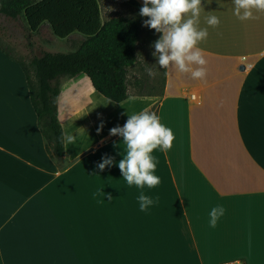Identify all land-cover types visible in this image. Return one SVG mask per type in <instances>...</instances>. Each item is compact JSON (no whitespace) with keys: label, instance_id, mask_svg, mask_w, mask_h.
<instances>
[{"label":"crops","instance_id":"obj_1","mask_svg":"<svg viewBox=\"0 0 264 264\" xmlns=\"http://www.w3.org/2000/svg\"><path fill=\"white\" fill-rule=\"evenodd\" d=\"M201 5L205 80L169 68L159 90L128 82L113 102L123 114L113 127L147 108L174 133L169 152H153L151 189L127 186L122 144L110 168H97L116 139V106L85 74L60 85L58 119L76 141L51 157L26 73L0 50V264H264V13L241 22L232 0ZM141 192L154 201L146 211ZM217 206L225 212L210 227Z\"/></svg>","mask_w":264,"mask_h":264},{"label":"trees","instance_id":"obj_2","mask_svg":"<svg viewBox=\"0 0 264 264\" xmlns=\"http://www.w3.org/2000/svg\"><path fill=\"white\" fill-rule=\"evenodd\" d=\"M122 1L138 11L142 7L135 0ZM0 14L12 19L22 16L32 32L46 22L59 38L73 32L84 36L73 51H43L27 64L18 61L26 73L47 151L53 158L61 157L64 145L57 114L59 80L85 74L103 97L112 102L124 100L128 96V67L137 59L140 23L122 15L102 22L97 0H0Z\"/></svg>","mask_w":264,"mask_h":264},{"label":"clouds","instance_id":"obj_3","mask_svg":"<svg viewBox=\"0 0 264 264\" xmlns=\"http://www.w3.org/2000/svg\"><path fill=\"white\" fill-rule=\"evenodd\" d=\"M233 14L241 22L254 18V12L264 13V0H232ZM201 0H142L139 15L146 17L143 27L159 33V38L151 45L155 50L151 53L156 58L155 68L146 69L150 77H155L157 69L175 68L180 74H190L192 79L204 81L207 76L204 51L198 45L208 37V29L200 28ZM208 26L216 28L220 19L211 15L205 18ZM108 103H111L109 101ZM103 128V121L97 127V133ZM85 132L84 128H80ZM62 143L74 144L76 135L62 132ZM109 136H118L122 141L124 155L118 162L120 173L128 187L139 189L155 188L160 178L155 175V150L167 153L175 140L171 128L160 122L159 116L144 109L138 114L128 115L121 126L109 130ZM114 158L102 156L97 168L103 171L111 167ZM112 197L109 195V200ZM141 211H146L154 201L143 194L138 197ZM225 212L223 206L213 207L209 213V226L215 227L217 220Z\"/></svg>","mask_w":264,"mask_h":264},{"label":"rangeland","instance_id":"obj_4","mask_svg":"<svg viewBox=\"0 0 264 264\" xmlns=\"http://www.w3.org/2000/svg\"><path fill=\"white\" fill-rule=\"evenodd\" d=\"M97 1L101 21L113 16L122 15L135 18L140 23L141 31L137 59L128 69L130 90L134 88L144 91L159 90L162 85L163 70L157 69L158 74L155 77H150L146 71L149 67L155 68L156 58L151 54L155 49L151 45L159 38L158 33L142 26L143 20L147 18L141 17L135 6L124 3L122 0ZM83 39L84 36L77 32H73L65 38H59L53 34L46 22L42 23L35 32H32L29 30L22 16L12 19L0 14V50L7 51L15 59L21 60L26 64L33 56H38L43 51H73L80 45ZM63 80L65 79L59 80L60 85ZM136 80L139 81L137 85L135 84ZM128 103L135 104L133 100H129ZM111 105L116 106L114 110L113 108L111 109V126L113 127L116 119L119 116H123V114H120L119 111L122 104L111 102ZM114 138L106 149L105 154H109L114 160H117L119 159V148L122 144V138L118 139V136H116V139Z\"/></svg>","mask_w":264,"mask_h":264},{"label":"built area","instance_id":"obj_5","mask_svg":"<svg viewBox=\"0 0 264 264\" xmlns=\"http://www.w3.org/2000/svg\"><path fill=\"white\" fill-rule=\"evenodd\" d=\"M191 98H194V95H191ZM222 264H236V262L235 261H231L229 263H222Z\"/></svg>","mask_w":264,"mask_h":264}]
</instances>
